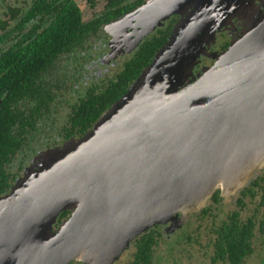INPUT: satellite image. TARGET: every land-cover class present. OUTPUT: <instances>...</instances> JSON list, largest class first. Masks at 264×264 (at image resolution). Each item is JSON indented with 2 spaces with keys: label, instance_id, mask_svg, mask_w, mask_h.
<instances>
[{
  "label": "water",
  "instance_id": "1",
  "mask_svg": "<svg viewBox=\"0 0 264 264\" xmlns=\"http://www.w3.org/2000/svg\"><path fill=\"white\" fill-rule=\"evenodd\" d=\"M173 15V33L129 92L70 151L42 154L0 197V264H113L137 236L182 227L218 189L228 201L264 167L262 8L148 0L106 30L124 48L133 27L139 46ZM234 19L246 30L195 80L203 43ZM64 211L70 218L52 234Z\"/></svg>",
  "mask_w": 264,
  "mask_h": 264
},
{
  "label": "flooded vegetation",
  "instance_id": "2",
  "mask_svg": "<svg viewBox=\"0 0 264 264\" xmlns=\"http://www.w3.org/2000/svg\"><path fill=\"white\" fill-rule=\"evenodd\" d=\"M147 1L0 0V95L2 96L0 107L4 105L5 99L11 96V86L15 89L22 110L32 107V98H25L27 101L21 103L20 88L26 80L35 83L38 70L41 81L53 86L51 92L53 100L49 103L50 106L41 112L39 131L42 135L40 142L35 144L36 140L34 141L29 154L32 155L35 150L37 153L40 145L49 144L51 132H56L57 129L55 126L58 124L56 115L62 106V94L69 91L72 82L77 80L79 84L81 82L82 84L79 89V84L75 85L74 91L77 92V95L74 100H66L67 121L60 132L55 134L57 142L61 139L60 136L66 138V132H69L71 127L69 115L72 113L73 107L85 97L87 90L115 80L118 74L124 70L125 65L133 59L140 46L161 30L159 28L147 37L135 51L116 53L113 49L112 52L110 44H112L113 38L106 30L107 27L137 10ZM140 2L141 4H139ZM131 7L134 8L123 12L119 17L117 16L124 9ZM235 20L233 21L234 26H238L240 21ZM162 29H166V27ZM241 34V28L237 27L231 32V37L227 36V38L229 41L239 39ZM221 35L222 33L217 38V40L219 39L218 45L212 47L214 52L221 53L229 47L228 41ZM124 58H127L125 62ZM207 60L209 59L203 57L201 64L196 66L195 80L199 74H204L205 70L215 65V62L211 60L210 64H207L209 62ZM118 66L122 67L121 70L117 73L112 71L114 67ZM51 118L56 119L50 124L47 121ZM65 133L66 135H63ZM45 147H51V144ZM25 162H27L26 158L21 165H18L22 170L26 168V166L23 168ZM257 172L245 188L239 190L235 195L227 197L228 201L222 196V190L218 189L214 195L219 192V202L214 201V195L208 202L209 214L207 217L211 214L212 204L215 206L235 204L238 210L233 211L226 220L222 221H227L238 214L239 220L246 224L248 229L252 228L253 233L248 239V243L251 245V254L244 259L242 264H247L253 256V264H264V167ZM17 177L19 178V173ZM227 202L229 203L227 204ZM249 209L250 212H248ZM199 215L205 216L201 211L194 214V217ZM221 222L215 224L211 230L214 238L217 237L216 230ZM187 226L176 228L175 232L180 233ZM166 228L164 225H157V230L160 233L162 230L165 233ZM135 241L132 244L133 248H135ZM210 259L211 264H230L229 261L215 263L214 253Z\"/></svg>",
  "mask_w": 264,
  "mask_h": 264
},
{
  "label": "trees",
  "instance_id": "3",
  "mask_svg": "<svg viewBox=\"0 0 264 264\" xmlns=\"http://www.w3.org/2000/svg\"><path fill=\"white\" fill-rule=\"evenodd\" d=\"M134 7L124 9L117 16H121L123 12L132 10ZM174 23L172 21L166 29L161 28L154 37L146 40L115 80L87 90L85 97L73 107L69 115L71 127L69 132H66L67 139L83 138L100 118L129 92L132 85L153 63L157 53L169 40ZM52 90L53 86L41 81L38 70L35 83L26 80L20 88L21 103L27 101L25 98H32V107L22 110L13 86L10 87L11 96L5 99L4 105L0 107V197L11 192L13 184L18 179L17 175L22 170L18 165L29 157L27 153L32 149L34 141L36 140L35 144L40 142L41 112L50 106L49 103L53 100ZM35 153L36 150L33 154ZM219 199V192H217L214 195V201L218 203ZM202 213L207 216L209 208L203 209ZM70 216V211H64L59 217L58 224H62ZM238 216L235 214V218L222 221L216 230L217 237L213 240L215 263L229 261L230 264H242L251 254L248 239L253 233L252 228L248 229ZM161 237L162 233L157 230V225L140 236L135 241L136 252L130 264H152L154 247L158 245Z\"/></svg>",
  "mask_w": 264,
  "mask_h": 264
},
{
  "label": "rangeland",
  "instance_id": "4",
  "mask_svg": "<svg viewBox=\"0 0 264 264\" xmlns=\"http://www.w3.org/2000/svg\"><path fill=\"white\" fill-rule=\"evenodd\" d=\"M256 3H257V7L262 8V11L264 12V0H256ZM179 19L180 18L178 15H173L171 17V19L166 21L164 27H168V25L171 24L172 21L175 22L172 26V29H171V34H172L174 27L177 25ZM237 20L240 21L238 23V26H234L235 24L233 21H232V24L227 23V24H224V26H222L221 30H219L217 32L215 44L214 43L209 44V41L203 43V45L206 47V50L208 53L205 52V53L201 54V57L199 59V62H200L199 64H201V60L203 57H206L207 59H209V60H207V61H209V62H207V64H210L211 61L215 62V60L211 59L209 57V55H211L214 52L212 47L218 45L217 42L219 39L217 40V38H218L219 34L222 33L221 36H223L224 39H226L228 41L229 47H230V45L232 44V42L235 39L234 40L232 39L231 41H229L227 36L231 37V32L233 30L237 29V27L241 28V33L244 30H246L247 21L241 20V19H236L235 21H237ZM134 33H135V29L133 27L128 28L126 35H124V37H123L124 39L129 40L130 43H129L128 47L118 48V46H115L114 44H110L112 46V52H113V49H115L116 53L124 52V51L129 53L131 50L135 51L137 49V47H139L141 45V43L139 46L134 45L133 41H134V38L136 37L134 35ZM111 38H113V40H112V43H113L115 40V37L113 35H111ZM225 51H223L221 53H219V52H214V53L221 55ZM126 60H127V58H124V62ZM199 64H197V65H199ZM121 68H122L121 66H118L117 68L114 67L112 69V71L117 73L119 70H121ZM194 74H195V72H194ZM77 84H79V82L77 80L72 82L69 91L62 94V101H61L62 106L59 108V110L57 111V115H56L58 124L55 126L57 127V129H56V132H51L49 144L47 143L44 146L40 145L37 153H35V154L31 155L28 153L27 156H29V157L26 158L27 162H25V165L23 166V168L25 166H26V168L19 172V178L17 179V181H19L21 178L24 177L27 169L35 166V160H37V158L39 156H41L42 154H44L48 151H51V150L53 152H55L54 150H56V149L58 151H70V148H71L70 146L73 145V144L71 145V142L74 140L77 141L78 139H80V138H71L68 140L62 136L59 137V138H61V139H59V142H57V140L55 139L56 138L55 136H57L55 134L60 132L61 128L64 126V124L67 121L66 110H68V108H67L66 100H69V99H71L72 101L74 100V98L77 95V92L74 91V89H76L75 85H77ZM81 84H82V82L79 84L78 89L80 88ZM81 90H83V88H81ZM55 119L56 118H51L47 122H49L51 124L52 122H54ZM45 127H46V125H45ZM63 135H66V133ZM50 144H51V147H45L46 145L49 146ZM257 173L258 172L255 171L254 174L256 175ZM17 181L13 184V186L17 183ZM228 203L229 202H227V204ZM236 210H238V209H237L235 204L230 205V206H228V205L223 206L222 204L215 206L212 204L211 205V214L209 217L202 216V215L194 217V214H198V213H194L192 215L193 220L191 219L189 222H187V224H185V225H188L187 228L183 231H180V233L175 232L177 230L176 228L175 229L171 228L172 222L167 223L166 225H164V227H167L165 229L166 230L165 233L162 230V237L160 238L158 245H156L154 247L152 264H211L210 258L213 256V253H214V246H213V238L214 237L211 233V230L215 224H218L222 220H226L228 215L231 214L233 211H236ZM248 212H250V209L248 210ZM251 212H252V210H251ZM180 215L181 214H178L176 217V220L173 221V224L176 227L180 226V224L181 225L183 224L182 223L183 217H182V215L181 216ZM244 216H245V214H244ZM61 227H62V225L61 224L59 225L58 220H57V223L54 224L52 227V230H51L52 234H57L59 232V230L61 229ZM177 228H179V227H177ZM142 235H140V236H142ZM140 236H137L136 239H139ZM133 242L129 243V247L126 248L123 252H119L118 254H116L117 260L113 264H129V262H131L133 260V255L135 252V248H133V245H132ZM74 263L86 264L82 261H75ZM253 263H254V256L248 260L247 264H253Z\"/></svg>",
  "mask_w": 264,
  "mask_h": 264
}]
</instances>
